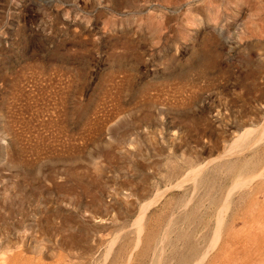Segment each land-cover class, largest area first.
I'll return each mask as SVG.
<instances>
[{
	"label": "rangeland",
	"instance_id": "rangeland-1",
	"mask_svg": "<svg viewBox=\"0 0 264 264\" xmlns=\"http://www.w3.org/2000/svg\"><path fill=\"white\" fill-rule=\"evenodd\" d=\"M17 263L264 264V0H0Z\"/></svg>",
	"mask_w": 264,
	"mask_h": 264
},
{
	"label": "bare ground",
	"instance_id": "bare-ground-1",
	"mask_svg": "<svg viewBox=\"0 0 264 264\" xmlns=\"http://www.w3.org/2000/svg\"><path fill=\"white\" fill-rule=\"evenodd\" d=\"M258 52H259V51H258ZM259 67H260V66H258V68H256L255 70H259V69H260ZM202 73H203V72H202ZM262 128H263V127H262ZM249 133H250V132H249ZM247 135H248V134H247ZM250 136H251V135H250ZM261 136H262V134H261ZM241 138H242V137H241ZM245 138H246V136H245ZM247 138H248V136H247ZM258 139H259V138H258ZM262 139H263V138H262ZM244 140H245V139H244ZM246 141H247V140H246ZM241 144H242V142H241ZM242 145H243V144H242ZM254 145H255V144H254ZM257 145H258V144H257ZM247 147H248V146H247ZM245 148H246V147H245ZM251 149H252V148H251ZM216 169H217V168H216ZM220 171H221V170H220ZM205 172H206V171H205ZM192 178H194V177H192ZM199 178H200V177H199ZM193 181H194V180H193ZM234 181H235V180H234ZM239 181H240V180H239ZM176 183H177V182H176ZM201 183H202V182H201ZM165 189H166V188H165ZM163 194H164V193H163ZM154 196H155V195H154ZM194 198H195V197H194ZM191 201H192V200H191ZM186 205H187V204H186ZM200 208H201V207H200ZM198 209H199V208H198ZM145 211H146V210H145ZM145 211H144V213H145ZM140 214H142V212H141ZM142 215H143V214H142ZM142 215H141V216H142ZM144 215H145V214H144ZM172 216H173V215H172ZM172 216H171V217H172ZM142 217H143V216H142ZM136 219H137V218H136ZM140 219H141V217H140ZM140 219H139V220H140ZM137 220H138V219H137ZM176 221H177V220H176ZM176 221H175V222H176ZM137 222H138V223H137ZM137 222H136L137 224H140L139 221H137ZM170 222H171V221H170ZM141 223H142V222H141ZM140 225H141L140 227L142 228V224H140ZM168 225H169V224H168ZM190 225H191V224H190ZM137 227H138V229L141 231L140 227H139V226H137ZM164 229H165V228H164ZM202 230H203V229H202ZM167 231H169V230H167ZM142 232H143V231H142ZM168 233H169V232H168ZM165 237H166V236H165ZM156 243H157V242H156ZM161 246H162V245H161ZM127 258H128V257H127ZM129 258H130V257H129ZM128 260H129V259H128ZM17 264H18V263H17ZM159 264H160V263H159Z\"/></svg>",
	"mask_w": 264,
	"mask_h": 264
}]
</instances>
